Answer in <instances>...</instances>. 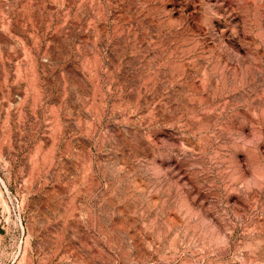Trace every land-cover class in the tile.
<instances>
[{"label": "rangeland", "instance_id": "374dc122", "mask_svg": "<svg viewBox=\"0 0 264 264\" xmlns=\"http://www.w3.org/2000/svg\"><path fill=\"white\" fill-rule=\"evenodd\" d=\"M0 264H264V0H0Z\"/></svg>", "mask_w": 264, "mask_h": 264}, {"label": "clouds", "instance_id": "9594fccd", "mask_svg": "<svg viewBox=\"0 0 264 264\" xmlns=\"http://www.w3.org/2000/svg\"><path fill=\"white\" fill-rule=\"evenodd\" d=\"M233 142L240 146L241 150L251 149L253 147L258 148V145L261 143V140L257 139L254 136H249L245 134H233ZM252 182L249 181V186Z\"/></svg>", "mask_w": 264, "mask_h": 264}]
</instances>
